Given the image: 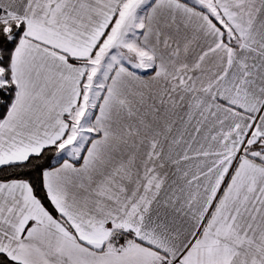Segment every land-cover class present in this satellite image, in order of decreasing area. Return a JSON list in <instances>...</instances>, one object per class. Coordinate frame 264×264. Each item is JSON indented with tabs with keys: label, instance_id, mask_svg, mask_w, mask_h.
<instances>
[{
	"label": "snow or ice",
	"instance_id": "obj_1",
	"mask_svg": "<svg viewBox=\"0 0 264 264\" xmlns=\"http://www.w3.org/2000/svg\"><path fill=\"white\" fill-rule=\"evenodd\" d=\"M0 264H264V0H0Z\"/></svg>",
	"mask_w": 264,
	"mask_h": 264
}]
</instances>
